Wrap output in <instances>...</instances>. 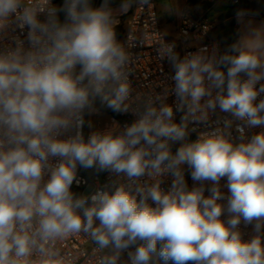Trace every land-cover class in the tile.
<instances>
[{
    "label": "clouds",
    "instance_id": "obj_1",
    "mask_svg": "<svg viewBox=\"0 0 264 264\" xmlns=\"http://www.w3.org/2000/svg\"><path fill=\"white\" fill-rule=\"evenodd\" d=\"M134 3L150 0H0V264H81L77 237L87 264H264V130L246 135L264 129V21L237 10L223 52L161 38L175 103L133 108L137 38L117 27ZM101 107L136 119L86 137ZM190 124L206 130L188 142ZM81 169L115 179L77 194Z\"/></svg>",
    "mask_w": 264,
    "mask_h": 264
},
{
    "label": "built area",
    "instance_id": "obj_2",
    "mask_svg": "<svg viewBox=\"0 0 264 264\" xmlns=\"http://www.w3.org/2000/svg\"><path fill=\"white\" fill-rule=\"evenodd\" d=\"M55 2L61 3V0H55ZM100 3L101 0H96L94 6H99ZM237 3V0H231V4ZM208 9H205L196 15L188 13L182 17L175 27L172 37L167 38L163 32L155 3L152 0H150V4L147 6H138L134 3L132 9L126 14V19L122 24V28L119 29L117 27L118 39L121 42L128 41L130 29L137 38L135 46L130 49L131 58L128 64L129 82L132 89L131 104L133 108L140 107L149 98L155 99L156 97H166L165 102L173 105L175 103V96L171 91L174 86V81L172 80L174 70L170 63L166 59H161L157 52L161 38L168 43H175L176 51L181 57L186 53L196 51L203 47L211 49L215 46L220 52H222L223 44L220 33L211 20ZM255 17L261 18V14L258 13ZM61 19H63V15H61ZM145 36L147 37L146 39L144 38ZM97 106L99 107V102H97ZM180 115L181 113H175V119L177 122L180 119ZM113 119L123 125L125 123H132L136 119V116L133 115L131 111L128 113L117 114L110 109L101 107L98 115L86 117V120L92 121L93 127H84L83 131L85 136L87 137V135L94 130H104L106 127L110 126ZM210 119L215 121L217 117L212 116ZM236 123L242 122L237 121ZM192 127H196L197 131L190 133L187 138L188 142L195 140L198 132L206 130L204 125L190 124L189 128L191 129ZM262 130L264 129H247L246 135L250 138L251 135ZM239 135L240 134L235 130L234 125L233 138L237 139ZM179 146V143L174 144L173 151ZM79 178L81 179L80 185L77 186L76 184H73L72 190L77 194H83L90 189H94L98 184L103 185L111 179H115V176L109 172L94 173L93 175L85 176L79 171ZM186 179L189 187H191L193 181L187 173ZM170 183L171 179L168 178L162 184V187L167 189ZM221 184H226V178L221 180ZM223 191L227 194V188H223ZM240 228L244 233L245 239H248L253 235L251 225L245 226L242 223ZM91 247L92 245L87 242L86 238L77 237L65 246V250L70 253L74 251L78 252L80 254L81 264H87L84 254L85 252L90 251Z\"/></svg>",
    "mask_w": 264,
    "mask_h": 264
},
{
    "label": "rangeland",
    "instance_id": "obj_3",
    "mask_svg": "<svg viewBox=\"0 0 264 264\" xmlns=\"http://www.w3.org/2000/svg\"><path fill=\"white\" fill-rule=\"evenodd\" d=\"M152 1L155 3L160 13L161 20H165V21H167L169 18L175 15L176 9L180 6V3L182 2V0H152ZM200 1L207 2V0H200ZM209 2L215 3L216 10L212 9L211 7L208 10H209V15L211 17V20L213 21L215 26L218 28V32L220 34L223 32V30L228 29L230 25L232 24H236V29H238L239 25L237 24L236 19L230 20L228 23H225V22H222L219 18L220 11H225V10L230 9L231 0H209ZM192 10L194 11H190L189 13L194 14V15L198 14L197 12L200 11V10L195 11L194 8ZM201 10L203 11V9ZM262 21H264V19L263 20L262 18L255 19V17H253L254 23L258 24ZM162 29H163L164 34L167 37H172V26L163 24Z\"/></svg>",
    "mask_w": 264,
    "mask_h": 264
},
{
    "label": "trees",
    "instance_id": "obj_4",
    "mask_svg": "<svg viewBox=\"0 0 264 264\" xmlns=\"http://www.w3.org/2000/svg\"><path fill=\"white\" fill-rule=\"evenodd\" d=\"M95 1L96 0H93V5L95 4ZM237 1H238L237 4H231L230 5V9L232 7H234V6H236V5H240V4H244V3L248 2L247 0H237ZM101 2H102V0H101ZM120 2H121V0H112L113 8L117 7L120 4ZM200 2H201L200 8H202L203 10L210 8L211 5L213 4V2H208V1L207 2L200 1ZM188 5L192 6L191 4H188ZM230 9L225 10L224 12L220 13V15H219L220 20H224V19H226L228 17H231V16L235 15V13L232 12ZM258 13H260L261 14V18L264 19V12H258ZM118 19H119L118 28L121 29L122 28V24H123L124 20L126 19V15H123V16L119 17ZM236 35H237V29L234 26V24L230 25V27L226 31H223L220 34L221 41H222V44H223L222 52L228 46V44L233 42V40L236 38ZM80 173L82 175H85V176H90V175H93L95 172L93 170H83V169H81Z\"/></svg>",
    "mask_w": 264,
    "mask_h": 264
},
{
    "label": "crops",
    "instance_id": "obj_5",
    "mask_svg": "<svg viewBox=\"0 0 264 264\" xmlns=\"http://www.w3.org/2000/svg\"><path fill=\"white\" fill-rule=\"evenodd\" d=\"M207 1L209 2V0H207ZM247 1L248 2H251V1L264 2V0H247ZM188 4H189L188 3V0H182V2L180 3V6L175 11V15L173 17L169 18L167 21L161 20L160 13L158 11V15H159V19H160L161 24L162 25L163 24H167L168 26H172V35H173L174 29L177 26V24L180 21V19L182 17H184L185 15H187L190 11H194V10H192L193 8L195 9V11L200 10L199 12H197L198 14L200 12H202V10H201L202 8H200V6H196V5H193V4H191L192 6H189ZM211 8L214 9V10H216V6H215V3L214 2L211 5ZM221 12H224V11H220L219 13H221ZM234 19H236L235 18V15H233L231 17H228V18H226L224 20H221V21L222 22H225V23H228L230 20H234ZM255 19H257V17H255ZM234 26L236 27V24H234ZM226 30L227 29H225L223 31H226ZM167 38H171V37H167Z\"/></svg>",
    "mask_w": 264,
    "mask_h": 264
},
{
    "label": "water",
    "instance_id": "obj_6",
    "mask_svg": "<svg viewBox=\"0 0 264 264\" xmlns=\"http://www.w3.org/2000/svg\"><path fill=\"white\" fill-rule=\"evenodd\" d=\"M188 3L196 6H201V2L198 0H188ZM240 9H247L253 12H264V2L251 1L244 4L236 5L232 7L230 10L236 13V11Z\"/></svg>",
    "mask_w": 264,
    "mask_h": 264
}]
</instances>
